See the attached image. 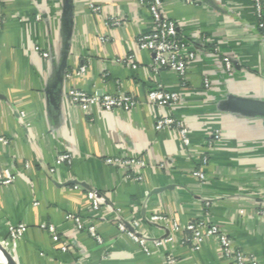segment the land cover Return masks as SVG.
Here are the masks:
<instances>
[{"label":"crops","instance_id":"1","mask_svg":"<svg viewBox=\"0 0 264 264\" xmlns=\"http://www.w3.org/2000/svg\"><path fill=\"white\" fill-rule=\"evenodd\" d=\"M70 7L68 12L64 0H0V164L14 175L12 185L0 188V241H9L10 225L28 226L9 245L19 264H169V255L175 264H230L214 240L193 251L185 231L146 254L120 234L112 207L139 220L152 238L167 235L149 222L154 214L185 224L208 212L209 223L264 264V117L230 105L232 98L264 102V31L254 0H163L164 14L197 56L186 83L169 70L152 71L153 55L138 41L154 31V23L138 0H70ZM131 55L137 69L128 65ZM225 59L233 63V75ZM83 65L86 73L77 76ZM158 86L178 93L183 103L152 105L148 93ZM72 88L125 92L138 104L85 114L70 103ZM163 116L186 124L190 146L177 133L156 131ZM109 158L143 161L130 173L144 180L129 179ZM196 170H203L204 181L193 175ZM92 190L106 202L97 214L88 197ZM68 214L94 221L104 243L78 231ZM43 223L57 227L70 243L68 253L41 229Z\"/></svg>","mask_w":264,"mask_h":264},{"label":"built area","instance_id":"2","mask_svg":"<svg viewBox=\"0 0 264 264\" xmlns=\"http://www.w3.org/2000/svg\"><path fill=\"white\" fill-rule=\"evenodd\" d=\"M140 4L146 6L150 11L154 23V31L142 36L138 41V46L141 50H146L152 53L153 63L151 69L154 73H159L161 70H169L177 74L183 83H186L188 77V71L191 64L196 60V53L191 51L188 44L184 42L178 33V26L170 20L163 12V0H138ZM190 1V0H188ZM256 13L259 21V27L264 31V2L263 0H254ZM91 9L95 13L100 12V8L91 6ZM41 15H37V20H41ZM4 22V16L0 11V24ZM115 25H119L120 21L115 20ZM108 39H103L106 42ZM44 57H49L48 53L43 54ZM225 66L229 75H233L234 66L230 59H225ZM128 65L133 69H137L136 57L134 55L129 56ZM87 71L85 65L81 66L76 73L77 76H82ZM205 86L209 87V80H204ZM68 98L72 105L80 108L85 114H88L91 109L98 108L107 112H115L120 110H133L136 108L137 100L128 93L119 92L118 94H99L93 92L89 94L84 90L72 88L68 91ZM149 102L158 107L166 108L173 107L183 103L182 97L176 92H168L162 86L151 90L148 93ZM20 120L25 129L30 128V122L28 121L27 114L25 112L19 113ZM156 131L160 132H174L184 140L187 146H190L188 140V129L186 124L171 116H163L156 122ZM1 142L5 145L9 144V141L5 138L1 139ZM60 158L71 163V157L69 155H61ZM107 163L112 166H118L124 168L128 172L127 177L136 182H142L144 177L141 174H135V172L145 165L143 161L130 159L122 160L119 158H109ZM208 163V156L203 159V164ZM54 172V170H52ZM196 178L204 181L206 178L203 170H196L193 174ZM14 182L13 172L8 168L0 164V188L8 187ZM89 200L91 201L92 211L97 214L101 212V209L106 204L104 198L95 190L88 193ZM211 206L210 202L205 204L206 210H209ZM112 211L116 217L117 228L121 235L127 237L131 242L138 245L144 253L151 254L152 248L162 249L166 246L173 244L176 237L183 231L189 233L187 241L191 245L193 251L199 252L202 249V243L204 240H214L217 242L221 257L223 260L230 264H260L254 255L244 251L240 248L235 240L230 237L219 225L211 224L208 222L205 216L200 219L190 220L185 224H182L177 219L164 214H154L150 216L149 222L163 227L167 235L163 238H152L151 235L143 229L141 222L137 219H127L123 214L122 208L112 207ZM260 215H264V210L259 211ZM66 220L73 222L78 231L85 232L90 238H92L98 245H102L104 240L100 235L97 225L94 221L86 223L81 216L68 214ZM41 229L46 231L54 242L61 243V250L64 253L70 251V243L67 240H61L57 227L51 223L41 224ZM9 241H2V244L6 247L10 245V242H17L24 237L28 231L26 224H17L9 226ZM167 262L169 264H175L176 259L174 256H167ZM73 264H84L81 260L73 262Z\"/></svg>","mask_w":264,"mask_h":264},{"label":"water","instance_id":"3","mask_svg":"<svg viewBox=\"0 0 264 264\" xmlns=\"http://www.w3.org/2000/svg\"><path fill=\"white\" fill-rule=\"evenodd\" d=\"M66 10L69 12L70 0H64ZM231 107L244 115L262 116L264 117V102L247 98H232L230 102ZM0 253L5 258L7 264H19L14 255L8 250L0 241Z\"/></svg>","mask_w":264,"mask_h":264},{"label":"bare ground","instance_id":"4","mask_svg":"<svg viewBox=\"0 0 264 264\" xmlns=\"http://www.w3.org/2000/svg\"><path fill=\"white\" fill-rule=\"evenodd\" d=\"M0 264H7L5 258L0 253Z\"/></svg>","mask_w":264,"mask_h":264},{"label":"rangeland","instance_id":"5","mask_svg":"<svg viewBox=\"0 0 264 264\" xmlns=\"http://www.w3.org/2000/svg\"><path fill=\"white\" fill-rule=\"evenodd\" d=\"M6 248L8 249V250H10V247H8V246H6ZM13 254V253H12Z\"/></svg>","mask_w":264,"mask_h":264},{"label":"trees","instance_id":"6","mask_svg":"<svg viewBox=\"0 0 264 264\" xmlns=\"http://www.w3.org/2000/svg\"><path fill=\"white\" fill-rule=\"evenodd\" d=\"M205 156H207V155H205Z\"/></svg>","mask_w":264,"mask_h":264}]
</instances>
